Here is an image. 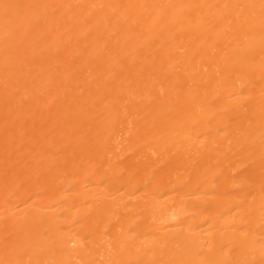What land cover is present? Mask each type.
<instances>
[{
	"label": "bare ground",
	"instance_id": "obj_1",
	"mask_svg": "<svg viewBox=\"0 0 264 264\" xmlns=\"http://www.w3.org/2000/svg\"><path fill=\"white\" fill-rule=\"evenodd\" d=\"M0 264H264V0H0Z\"/></svg>",
	"mask_w": 264,
	"mask_h": 264
}]
</instances>
